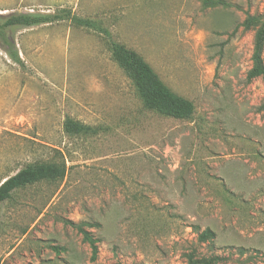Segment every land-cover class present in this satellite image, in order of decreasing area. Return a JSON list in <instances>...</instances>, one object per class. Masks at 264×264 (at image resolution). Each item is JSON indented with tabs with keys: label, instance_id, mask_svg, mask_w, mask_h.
Here are the masks:
<instances>
[{
	"label": "rangeland",
	"instance_id": "obj_1",
	"mask_svg": "<svg viewBox=\"0 0 264 264\" xmlns=\"http://www.w3.org/2000/svg\"><path fill=\"white\" fill-rule=\"evenodd\" d=\"M226 1L0 0L2 15H57L7 31L20 63L0 47V183L30 162L65 165L0 202V264H185L189 251L264 264V79H246L240 25L264 0ZM111 41L191 101V117L144 108ZM66 118L90 130L68 135ZM70 222L88 223L94 259Z\"/></svg>",
	"mask_w": 264,
	"mask_h": 264
},
{
	"label": "trees",
	"instance_id": "obj_2",
	"mask_svg": "<svg viewBox=\"0 0 264 264\" xmlns=\"http://www.w3.org/2000/svg\"><path fill=\"white\" fill-rule=\"evenodd\" d=\"M203 8H229L231 2L226 0H199ZM76 23H86L75 16L71 17ZM57 19L56 14L51 13H24L13 12L5 15L0 14V47L8 57L15 63L20 59L12 44H9L7 31L13 27H31L39 24L49 23ZM244 30L252 31L251 40V65L246 72V79L252 80L256 77L264 79V14H246L240 24ZM111 56L131 79L137 96L144 108L156 111L162 115L176 119L190 118L193 113V104L188 99L172 91L157 75L153 68L134 50L127 48L124 44L111 41ZM63 130L68 135H76L87 132L90 128L70 118L63 122ZM65 174L64 162H30L24 165L14 175L6 178L0 183V202L9 199L16 189L35 184L40 181H55L63 178ZM70 224L81 234L82 240L87 242L91 249V259L97 254V239L83 228L88 223ZM213 231L204 229L198 234L200 241L211 240ZM185 264H217L222 257L217 255L197 256L194 251L185 254Z\"/></svg>",
	"mask_w": 264,
	"mask_h": 264
}]
</instances>
